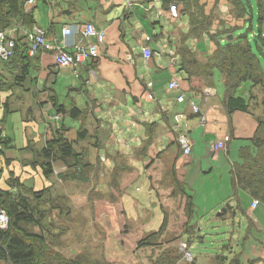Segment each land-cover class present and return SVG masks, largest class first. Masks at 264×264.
<instances>
[{
	"label": "crops",
	"instance_id": "crops-1",
	"mask_svg": "<svg viewBox=\"0 0 264 264\" xmlns=\"http://www.w3.org/2000/svg\"><path fill=\"white\" fill-rule=\"evenodd\" d=\"M242 2L247 10L241 17L231 0H35L26 4L50 47L29 53L23 62L20 57L0 58V135L4 143L0 187L10 189L12 181L34 190L50 187L53 196H66L71 207L89 209L85 214L90 224H101L102 233L108 236L117 234L120 243L127 237L139 240L131 235L137 234L136 225H145L143 232L159 228L168 208H177L179 202L184 208L191 198L194 213L186 221L198 224L199 235L220 217L223 223L218 226L224 228L219 230L228 231L229 239L250 242L244 245L243 257L264 264V203L254 207L256 197L239 186L234 174L244 163L242 152L254 148L251 137L263 110L251 107L229 112L222 71L215 67L209 76L194 70L216 48L210 33L240 26L238 20L249 12L254 16L252 5ZM173 3L177 15L170 12ZM200 8L212 14L213 23L197 35L191 12ZM219 17L231 21L215 30ZM89 21L106 31L99 57L78 70L57 66L54 48L67 37L63 28ZM33 26H19V30L26 35ZM73 39L89 41L82 34L67 37L69 42ZM145 46L152 50L150 57L143 52ZM180 47L192 50L199 61L184 62ZM24 64L29 74L23 86L15 77ZM217 71L224 89L215 81ZM173 78L179 80L186 100L178 101L179 90L169 89ZM193 103L201 112L193 110ZM74 106L81 109L79 116L71 115ZM62 127L83 153L87 164L81 176L86 181L63 179L60 172L68 167L60 159L54 161V172L46 175L33 151ZM80 129L87 134L78 139ZM182 133L193 142L190 154L183 153ZM221 140L225 145L214 149ZM227 202L230 205L219 213ZM107 206L122 211L119 224L126 226L122 234L119 227L120 231L114 229Z\"/></svg>",
	"mask_w": 264,
	"mask_h": 264
},
{
	"label": "trees",
	"instance_id": "trees-1",
	"mask_svg": "<svg viewBox=\"0 0 264 264\" xmlns=\"http://www.w3.org/2000/svg\"><path fill=\"white\" fill-rule=\"evenodd\" d=\"M231 1L236 15L241 17L247 10L244 3L242 0ZM258 6L261 20L264 18V1L258 0ZM198 9L191 12V21L197 35H199V29L209 30L213 23L212 14L206 13L202 8H200L201 11ZM33 24H35L34 12L32 8L27 9L26 0H0V29L15 28L14 52L7 60L20 57L23 62L24 58H29L30 42L27 35L19 30V26L32 27ZM232 27L210 33L216 48L208 55L206 61H200L199 65L194 66V70L212 76V70L218 67L224 75L226 108L229 112L247 111L253 108L252 104L257 97L254 88L260 87L264 90V68L247 35L239 34L228 38V35L233 33ZM256 37L264 40L262 28ZM180 52L186 58L184 62L199 61L189 48L180 47ZM28 74V67L25 64L22 65L15 77L16 83L24 86ZM245 85L247 87H244ZM242 87L244 88L239 92ZM80 112L81 109L76 106L70 110L74 117ZM257 116L258 125L251 137L254 148L251 151L242 152L244 163L236 168L234 174L239 186L259 198L261 204L264 203V108ZM86 134V129H80L78 139L85 137ZM75 141L68 137L67 129L62 127L56 129L52 138L42 148L33 149L40 158L38 161L46 175L49 176L54 172V161L60 159L68 167L66 171L60 172L63 179L81 177V180H87L85 176H81L82 167L87 163L84 162L83 153L75 148ZM77 172L80 173L79 176ZM1 174L0 168V177ZM11 185L10 189L0 187V207L4 208L9 216L8 226L0 227V262L7 264H109L106 258L94 259L93 255L86 250H81L78 254L62 250L61 242L64 241L62 236L69 227L67 224H56L53 220V212L57 211L58 216L71 215V205L66 196H53L50 187L34 190L18 181H12ZM187 207L193 217L194 208L191 198L188 199ZM191 224L195 223L188 224L187 232L193 236L198 224L196 228ZM166 226L167 217L160 228L142 236L137 242V247L156 244L157 238L165 235ZM171 240L169 239L168 242ZM170 246L171 248H161L153 258L152 264H178L182 252L174 245ZM255 261V259L244 260L242 249L230 259L228 264H255Z\"/></svg>",
	"mask_w": 264,
	"mask_h": 264
},
{
	"label": "rangeland",
	"instance_id": "rangeland-1",
	"mask_svg": "<svg viewBox=\"0 0 264 264\" xmlns=\"http://www.w3.org/2000/svg\"><path fill=\"white\" fill-rule=\"evenodd\" d=\"M244 1L247 5H249V3L252 5L254 16L251 18L249 12L245 18L238 20L240 26L233 27L232 31L234 35H247L248 39L251 41L253 50L259 56L264 68V40L260 39L261 37H256V34L260 32V28H262V33L264 35V19H259L257 0ZM223 18L214 21V24L217 26L215 30L219 29V25L226 26V24L230 23L231 19ZM224 29L225 28L222 27L220 31ZM215 81L217 84L221 83V87L224 89L223 78L220 71H217ZM254 90L257 92V97L252 106L260 112L264 108V90L260 87H255ZM180 205L181 202H179L177 208H168L166 210L168 216L166 213L165 216L168 222L164 233L165 235L159 237V239L157 238L156 244L143 247H137L138 240H134L133 238H124L125 240L120 243L117 234L112 233L108 236L107 232L102 233L101 224L98 225L96 222L90 224L91 218L85 214L89 209L82 210L71 207L70 216H58L57 211H54L53 220L56 224H67L69 227L68 231L62 236L64 241L61 242V248L64 252L78 254L81 250H86L93 255L94 259L106 258L109 264H152L153 258L159 253L160 249L171 248L170 245H174V247L182 252V257L178 264H228L236 253L242 251L244 244L246 247L250 244L247 240L244 241L241 239L238 241V239L234 237L229 239L228 231L226 233L220 231L224 228V226H218L223 223L220 217H216V219L212 220L215 222H211V224L208 225L204 231L206 232L204 235H199L195 229L193 236H190L187 232L188 224L190 223L186 220H188L191 215L186 203L184 208H181ZM220 209L217 211L219 212ZM105 211H112L110 213V221L112 220V225H114L115 230L120 231L119 228L121 229L120 233L122 234V229L126 227L119 224L122 211L120 209L110 210L108 206ZM162 211L165 212V210ZM154 214L155 213L152 212L148 219L153 217ZM97 215L98 211H96V216ZM144 220L145 219H143V221ZM191 226L196 228L197 224H191ZM144 228H146V226L143 224L136 225L137 234L134 232L131 235L140 239L145 234L152 232V229L155 227L151 228L150 232H143ZM231 228H236V225ZM156 229H158V227H156ZM99 231L101 233H99ZM169 239L172 240L168 242ZM184 243L187 244L186 248ZM188 248L193 252V259H190L188 254H186V249ZM0 264L7 263L0 262Z\"/></svg>",
	"mask_w": 264,
	"mask_h": 264
},
{
	"label": "built area",
	"instance_id": "built-area-1",
	"mask_svg": "<svg viewBox=\"0 0 264 264\" xmlns=\"http://www.w3.org/2000/svg\"><path fill=\"white\" fill-rule=\"evenodd\" d=\"M35 0H26V4H32ZM170 12L174 15L178 14V8L176 4L170 5ZM15 28L0 29V58L2 60H7L12 57L15 47ZM76 34H82L84 37L88 38L87 42H79L73 39L72 41H67V37ZM27 39L30 42L29 53L34 54L42 46L50 47V43L47 42L45 31L34 24L31 30L26 31ZM63 35L67 36L63 44L55 45L54 51V61L59 67H71L73 69H80L88 61L96 59L100 55V46L105 42L106 31L102 28L96 26L92 21L81 23L72 22L67 24L63 28ZM147 39H151L150 35H147ZM71 47V48H70ZM70 48V49H69ZM143 52L145 56L150 57L152 55V50L149 46L143 47ZM160 54V50L155 51ZM170 90L177 91V100L184 101L187 99V94L180 88V82L177 78H173L169 82ZM192 108L195 112H201L199 105L196 103L192 104ZM202 115V122H205L206 116ZM179 141L183 147L184 154H190L192 152L193 142L191 138L182 133L179 136ZM225 145L224 141H218L213 145L214 149H218ZM4 147L2 136L0 135V149ZM260 204L259 198H254L252 205L255 207ZM9 216L6 210L0 207V227L5 228L8 226ZM186 248L187 244L184 243ZM186 254H188L190 259H193V252L188 248L186 249Z\"/></svg>",
	"mask_w": 264,
	"mask_h": 264
},
{
	"label": "water",
	"instance_id": "water-1",
	"mask_svg": "<svg viewBox=\"0 0 264 264\" xmlns=\"http://www.w3.org/2000/svg\"><path fill=\"white\" fill-rule=\"evenodd\" d=\"M230 37H232V34L230 35ZM230 205V203L229 202H227V204L222 208V210H220V212L219 213H221V212H223V211H225L226 210V208H227V206H229Z\"/></svg>",
	"mask_w": 264,
	"mask_h": 264
}]
</instances>
